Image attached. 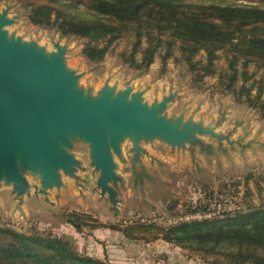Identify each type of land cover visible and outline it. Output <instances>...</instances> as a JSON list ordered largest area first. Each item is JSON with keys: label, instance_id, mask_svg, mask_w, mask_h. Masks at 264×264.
<instances>
[{"label": "rangeland", "instance_id": "374dc122", "mask_svg": "<svg viewBox=\"0 0 264 264\" xmlns=\"http://www.w3.org/2000/svg\"><path fill=\"white\" fill-rule=\"evenodd\" d=\"M185 1L193 5L264 6V0ZM2 10H8L15 18L9 27L15 35L37 41L48 50L54 49L55 42L65 45L68 65L85 73L80 79L84 88L97 91L106 82L120 88L134 85L145 91L149 103L173 93L165 111L169 118L183 116L185 120L201 121L223 137L201 135V144L188 143L181 148L159 140L146 141L139 168L128 144L124 160H118L122 180L116 186L115 210L96 186L98 174L90 166L89 149L78 144L74 151L84 162L79 169L80 178L65 176L66 187L54 188L45 196L33 192L20 200L12 197L7 187H1L0 224L21 232L64 237L80 254L111 264H220L213 256H203L162 238L136 240L120 230L93 226L100 223L126 226L140 221L168 227L180 221L223 216L250 205L264 204V108L251 103L248 95L239 94L242 78L232 89L225 88L228 81L222 79L229 71L227 54L220 51L215 71L196 81V70L178 48L168 59L165 71H162L164 50L149 68L133 66L124 58V54L128 56L132 51L136 39L128 33L112 44L102 61L95 62L84 54L86 38L65 36L55 25L34 24L22 1L0 0ZM141 56L138 52L137 58ZM194 60L206 62V50L196 54ZM249 70L255 75L246 84H253L254 98L259 88H264V68L252 63ZM74 212L85 215L86 225L81 231L69 222V214Z\"/></svg>", "mask_w": 264, "mask_h": 264}, {"label": "trees", "instance_id": "16d2710c", "mask_svg": "<svg viewBox=\"0 0 264 264\" xmlns=\"http://www.w3.org/2000/svg\"><path fill=\"white\" fill-rule=\"evenodd\" d=\"M29 9L34 24L57 26L65 35L87 38L84 54L102 61L112 44L132 33L134 46L126 61L147 69L162 54V71L178 48L193 70L196 81L215 71V60L224 51L229 61L226 89L242 78L239 94L264 108V88L251 97L254 78L249 67L264 68V6L218 3L193 5L185 0H20ZM206 50V62L194 56ZM142 54L137 58V54ZM201 63V64H200ZM202 65L200 68L198 65ZM221 80V81H222ZM223 82V81H222ZM262 101V102H261ZM261 102V103H260ZM84 216L69 214V222L79 231ZM120 230L136 240L162 238L203 256H213L220 264H264V204L216 214L210 218L180 221L168 227L155 222L102 224L93 227ZM0 264H111L80 254L64 237L37 231L21 232L0 224Z\"/></svg>", "mask_w": 264, "mask_h": 264}, {"label": "water", "instance_id": "95a60500", "mask_svg": "<svg viewBox=\"0 0 264 264\" xmlns=\"http://www.w3.org/2000/svg\"><path fill=\"white\" fill-rule=\"evenodd\" d=\"M14 23L8 10L0 11V188L15 199L49 195L66 187L65 176L80 178L84 162L74 147L83 144L100 195L115 210L122 180L118 160L128 144L139 168L146 141L181 148L201 144V135L223 137L201 121L169 118L173 93L149 103L134 85L84 88L85 73L68 65L65 45L55 42L48 50L10 32Z\"/></svg>", "mask_w": 264, "mask_h": 264}]
</instances>
